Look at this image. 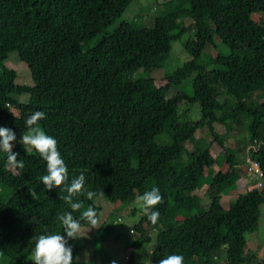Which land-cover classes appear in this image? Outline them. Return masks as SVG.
Masks as SVG:
<instances>
[{"label": "trees", "instance_id": "1", "mask_svg": "<svg viewBox=\"0 0 264 264\" xmlns=\"http://www.w3.org/2000/svg\"><path fill=\"white\" fill-rule=\"evenodd\" d=\"M129 1L0 0V127L15 133L12 151L25 165L10 170L0 151V264H33V238L41 234L67 239L57 221L72 212L61 198L67 193L63 186L47 191L41 181L46 161L19 143L26 119L36 111L46 114L37 126L56 139L69 182L83 173L86 191L109 203L159 189L163 202L152 209L160 212L155 224L140 205L129 208L131 215L140 211L129 228L136 233L130 253L120 264H138L131 251L151 237V264L171 254L182 255L183 264L253 262L243 247L264 202V26L250 12L264 11V0H168L150 26L121 21L106 31ZM184 33L188 59L157 83L153 70L168 57L170 41ZM213 36L226 48L218 58L204 53L207 45L217 47ZM10 51L25 64L29 83L14 82V71L3 64ZM214 123L241 125V139L258 143L249 154L261 169V186L241 189L226 207L219 197L234 189L243 157L224 145ZM216 146L225 167L203 173ZM95 197H74L82 208L73 216L89 206L98 215L102 206ZM115 219L107 210L91 234L97 264L110 257L104 245ZM72 249L74 264L90 263L76 260ZM257 264H264V256Z\"/></svg>", "mask_w": 264, "mask_h": 264}, {"label": "rangeland", "instance_id": "2", "mask_svg": "<svg viewBox=\"0 0 264 264\" xmlns=\"http://www.w3.org/2000/svg\"><path fill=\"white\" fill-rule=\"evenodd\" d=\"M168 0H130L125 6L122 13L114 18L110 24L106 27V31H111L118 23L121 21L130 22L135 26H150L152 24L153 18L159 13L163 12L167 8L166 3ZM250 17L261 26H264V11H252L250 12ZM186 34L180 35L178 38L170 41V49L168 57L163 61L162 67L153 70L154 75L157 77L155 81L158 83L161 79V74L163 72H169V70L180 64L184 60L188 59V54L183 49V41ZM95 38L90 40V43ZM213 42L217 44V47L207 45L204 48V53L207 55L218 58L223 49L226 48L219 42V40L213 36ZM222 47V48H220ZM3 64L12 69L15 73L14 82L16 83H29L30 79L28 76V70L24 63H22L16 56L14 51L7 53L6 57L2 60ZM159 76V77H158ZM185 85V84H184ZM185 89V88H184ZM156 101L158 103L162 102V99L157 96ZM197 105L194 104L190 109L192 117L197 116ZM11 111L14 115H19L21 109L10 105ZM215 130L225 137L224 145L231 148L236 154H240V157L244 155L245 149L248 143H245L241 139V134L244 133V129L241 125H234L232 127H226L218 123H214ZM198 136H204L201 131H197L195 134ZM210 153L213 162L210 166L203 169V173L213 174L218 169L225 167V163L222 160V152L219 146L211 147ZM243 160L237 166L239 172V179L235 181L234 189L230 190L228 193L220 195L219 202L221 206L226 207L227 204L233 199L238 191L243 188H248L252 183L250 179L247 178L244 172ZM242 177V178H241ZM243 181L245 183H243ZM245 184V186L243 185ZM205 190V185L199 188L196 193L202 195ZM95 201L102 206L98 213L99 224L102 222L103 217L105 218V213L107 210L111 211L113 217H118L114 220V225L112 229L108 232L109 241L105 243L104 248L108 251L110 257L105 261L104 264H111L112 260H116L118 264L123 262L126 255L130 251L128 244L133 236L136 234L135 231L130 232L134 220L139 215V209L134 214H130V209L132 207H138L136 203V198L132 200L124 201L123 203H109L103 200L101 196H96ZM205 205L206 200L202 201ZM259 215L257 220L256 229L253 231L244 233V247L243 251L253 257V262L251 264H257V262L264 256V202H261L258 206ZM98 224V225H99ZM96 228L91 226H83L81 233H79L80 238L72 241V246L77 249L76 258L87 259L90 261L89 264H97V254L95 253V244L91 239V234ZM152 236V231H149ZM153 245V237L150 238L149 242L141 245L140 247L131 251L132 258L138 264H142L143 260L147 258V250ZM87 253V257H85ZM130 253V252H129Z\"/></svg>", "mask_w": 264, "mask_h": 264}, {"label": "clouds", "instance_id": "3", "mask_svg": "<svg viewBox=\"0 0 264 264\" xmlns=\"http://www.w3.org/2000/svg\"><path fill=\"white\" fill-rule=\"evenodd\" d=\"M45 118L46 114L42 111L33 112L28 116L25 122L28 130L22 133L19 143L24 146L25 151L29 148L35 149L46 161V174L41 177V181L47 191L63 186L62 190L67 194L61 198L70 205L72 212L79 211L82 208V202H74V197L85 194L88 200H93L97 194L93 191H86V177L83 173L73 177L69 182L68 168L58 150L56 139L37 126L38 122ZM13 141H16L15 133L7 127H0V151L7 154L6 167L12 171L22 170L25 165L23 160L18 159L19 153L12 151ZM29 194L33 199L37 198L35 192L30 191ZM162 202L163 197L157 187L136 197V203L140 205L143 213L153 224L158 221L160 212L152 209ZM72 212L66 211L57 216V221L63 227V233L66 234L67 239L61 233H46L33 238L35 239L33 264H74L73 249L69 240L80 238L79 233L83 227L81 221H86L92 229L98 228L99 219L96 209L92 206L84 210L79 218H75ZM87 255L85 253V257ZM78 259L77 257L76 260ZM183 261L182 255L171 254L160 259L158 264H183ZM111 264H117V261L112 260ZM142 264H151V260L145 258Z\"/></svg>", "mask_w": 264, "mask_h": 264}, {"label": "built area", "instance_id": "4", "mask_svg": "<svg viewBox=\"0 0 264 264\" xmlns=\"http://www.w3.org/2000/svg\"><path fill=\"white\" fill-rule=\"evenodd\" d=\"M258 143H249L245 149L243 155V164L245 169V174L248 179L252 180L250 186H255L259 188L261 186L262 173L256 159L252 158L249 154V149L252 151L257 148ZM131 231V230H129Z\"/></svg>", "mask_w": 264, "mask_h": 264}, {"label": "crops", "instance_id": "5", "mask_svg": "<svg viewBox=\"0 0 264 264\" xmlns=\"http://www.w3.org/2000/svg\"><path fill=\"white\" fill-rule=\"evenodd\" d=\"M242 178V177H241ZM239 178H237L236 180H238ZM243 183H245L244 181H243ZM244 186H245V184H243ZM220 198V197H219Z\"/></svg>", "mask_w": 264, "mask_h": 264}]
</instances>
